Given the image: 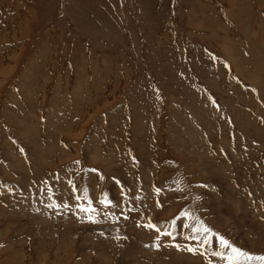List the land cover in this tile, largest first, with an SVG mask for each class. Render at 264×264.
<instances>
[{"label":"rangeland","instance_id":"374dc122","mask_svg":"<svg viewBox=\"0 0 264 264\" xmlns=\"http://www.w3.org/2000/svg\"><path fill=\"white\" fill-rule=\"evenodd\" d=\"M196 218L264 255V0H0V264H225Z\"/></svg>","mask_w":264,"mask_h":264},{"label":"snow or ice","instance_id":"6c2138e0","mask_svg":"<svg viewBox=\"0 0 264 264\" xmlns=\"http://www.w3.org/2000/svg\"><path fill=\"white\" fill-rule=\"evenodd\" d=\"M91 171L96 172L97 170L91 169ZM100 178L103 179V176L101 175ZM117 183H119V182L117 181ZM68 184L72 188L73 192H75L77 190L76 186L73 184V181L69 180ZM49 191L51 192V189H49ZM155 191L159 192L160 189H155ZM76 199L80 200L81 197L77 196ZM85 199H87V197H85ZM100 203L102 205H104L105 208H107L112 204V201L107 198L106 194H104L100 200ZM53 206L59 207V205H55V203L48 205V207H53ZM63 206L68 207V205L66 203ZM158 206H159V203H158ZM77 207H79L81 212H84L86 214V217L89 221H91L93 223L97 222L96 216L98 215V211L96 208L92 207V201L91 200H88L87 207H85V205L82 203L78 204ZM104 215L107 218V216L109 214L106 212ZM179 217H185V218L190 219L191 214L187 211H181L179 213ZM112 218H113V220L116 219L114 214H113ZM126 218L127 217H125V219ZM170 223H171V225L174 226L176 223V219L174 218ZM196 224H197L196 227H192V232L193 233H199V235L191 236L189 238L200 241L201 237H203V242L199 244V248H204L209 243V239L214 237L219 242L221 250L213 252V255L221 257L222 259H224L225 264H241V258H243V260L245 262H251V261L255 260V261H259L260 264H264V255H252V254L248 253L247 251H244V250L240 249L239 247L234 246L223 235H221L219 233H215L207 225L203 224V222L200 221L198 218H196ZM144 227L151 228V229L157 231L158 233L160 232V229L157 228V226L152 224L151 222L145 224ZM184 227L188 228L189 224L185 223ZM161 235H167L170 238H172L173 240L175 239L172 232H163V233H161ZM117 238L119 239V237H117ZM155 239H156L157 243L154 246L158 248L159 247L158 241L160 240V235H157ZM174 246L177 247L178 249L181 247L179 244H176ZM186 250L189 252H193V253L198 251L197 248H193L191 246H187Z\"/></svg>","mask_w":264,"mask_h":264},{"label":"bare ground","instance_id":"6f19581e","mask_svg":"<svg viewBox=\"0 0 264 264\" xmlns=\"http://www.w3.org/2000/svg\"><path fill=\"white\" fill-rule=\"evenodd\" d=\"M224 198H227V197H224ZM213 204H214V203H213ZM229 204H230V203L227 202V200L224 201V205H225V206H226V205L229 206ZM215 205H216V204H215ZM213 206H214V205H213ZM148 213H150V211L147 212L146 214L148 215ZM143 214H144V213H143ZM150 214H151V213H150ZM143 216H144V215H143ZM148 216H149V215H148ZM261 216H262V215H261ZM143 219H144V218H143ZM219 219H220V218H219ZM141 221H143V220H141ZM141 221L139 220L137 223H139V222H141ZM228 221H229V220H228ZM146 222H147V220H146ZM148 222H149V221H148ZM229 222H230V221H229ZM225 223H226V222H225ZM225 223H224V224H225ZM230 223H231V222H230ZM143 225H144V224H143ZM141 226H142V225H141ZM141 226H140V227H141ZM233 226H234V225H233ZM233 226H232V227H233ZM239 226H240V225H239ZM247 226H248V225H247ZM232 227H231V228H232ZM248 227H250V226H248ZM248 227L243 226V228H245L246 231L249 230V229L251 230V228H248ZM142 228H143V227H142ZM238 228H240V227H238ZM243 228H242V229H243ZM143 229H144V231L142 230V231H143L142 233H144V232L146 231L145 228H143ZM148 229H149V228H148ZM148 229H147V230H148ZM138 231H139V230H138ZM140 232H141V230H140ZM146 232H147V231H146ZM247 232H248V231H247ZM247 232H246V233H247ZM253 233H254V231H253ZM117 234H118V233H117ZM138 234H139V233H138ZM196 234L199 235V233H196ZM255 237H256V236H255ZM153 238H154V236H153ZM252 238H253V237H252ZM257 238H258V237H257ZM151 239H152V238H151ZM239 241H240V240H239ZM208 245H212V248H216V247L220 246V245H219V242H218L214 237L212 238L211 243H208ZM219 248H220V247H219ZM211 250H212V249H211ZM215 250H216V249H215ZM209 251H210V250H209ZM212 251H213V250H212ZM216 251H217V250H216ZM121 261H122V260H121ZM159 264H160V263H159Z\"/></svg>","mask_w":264,"mask_h":264}]
</instances>
